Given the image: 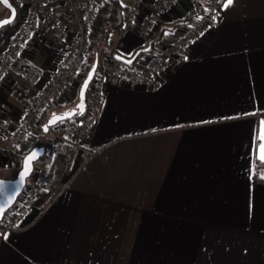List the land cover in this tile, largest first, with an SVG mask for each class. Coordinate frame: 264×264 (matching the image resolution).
<instances>
[{
  "label": "crops",
  "instance_id": "crops-1",
  "mask_svg": "<svg viewBox=\"0 0 264 264\" xmlns=\"http://www.w3.org/2000/svg\"><path fill=\"white\" fill-rule=\"evenodd\" d=\"M154 1L146 0L123 36L108 39V48L127 57L146 49L134 62L138 70L181 35L186 25L177 22L195 7V0H176L144 37L138 29ZM224 2L156 84L108 79L86 143L97 152L83 163V150L72 148L68 186L47 180L19 227L0 234V264H264V0H234L226 9ZM19 3L16 24L0 33V53L28 10ZM110 10L111 0H103L93 47ZM67 43L40 26L31 33L0 83V117L12 130L25 97L45 87ZM29 67L39 71L36 80L27 77ZM78 99L73 89L52 111ZM37 138L28 133L23 157ZM0 145H9L1 131ZM21 167L0 152L1 177H15Z\"/></svg>",
  "mask_w": 264,
  "mask_h": 264
},
{
  "label": "built area",
  "instance_id": "built-area-1",
  "mask_svg": "<svg viewBox=\"0 0 264 264\" xmlns=\"http://www.w3.org/2000/svg\"><path fill=\"white\" fill-rule=\"evenodd\" d=\"M176 0H155L151 4V13L139 26V33L146 37L155 23V15L169 9ZM28 5L25 17L16 27L15 34L2 48L0 53V83L3 82L17 60L21 50L28 43L31 33L40 26L44 34L55 42L68 39L58 69L53 71L49 81L36 93L25 97V113L20 125L12 130L7 119L0 117V131L9 135V145L1 146L0 152L13 155L15 160L23 163L21 147L29 132L41 134L44 119L54 111L53 107L65 94L73 89L79 95L93 51L91 32L94 29L96 15L103 0H20ZM128 10L124 23L115 30V35L123 36L130 27L134 14L145 4L146 0H128ZM222 0H205L203 10L186 25L184 31L170 41L160 52L155 54L149 65L141 70L123 63L112 48L102 51L100 60L87 91V117H75L60 121L47 132L50 143L46 152L50 155L47 165L35 164L36 173L33 184L25 185L16 203L0 221V234L19 227L21 218L29 210L33 200L50 180L58 189L68 186L74 172L72 169V148L83 150V163L94 156L97 149L87 146L92 126L99 116L104 99L107 81L112 76L125 77L129 80H144L156 84V75L173 58L182 57L186 48L216 19ZM50 113V114H49ZM49 114V115H48ZM63 147L59 146V142ZM261 163H255L258 175Z\"/></svg>",
  "mask_w": 264,
  "mask_h": 264
},
{
  "label": "water",
  "instance_id": "water-1",
  "mask_svg": "<svg viewBox=\"0 0 264 264\" xmlns=\"http://www.w3.org/2000/svg\"><path fill=\"white\" fill-rule=\"evenodd\" d=\"M0 2L7 7L10 10V14L7 16H4L0 18V30H2L5 26L10 25L15 21L18 15V8L17 6L11 1L7 0V3L4 2V0H0ZM13 10H14V15H13ZM8 20L10 21L7 24L2 23L3 21ZM141 50H138L133 57H127L125 55L117 53V56L120 60L125 61V62H132L135 60ZM99 60L96 59L95 62L93 63L92 67L88 71L86 77L84 78L80 91H79V100L75 104V106L71 108H67L63 111H54L47 121L43 123L42 128L45 133L49 132L50 128L60 121L67 120L73 117H81L85 114L87 110V91L89 89L90 83L92 79L95 76V72L98 66ZM87 81V86L84 87L85 82ZM83 97V99H82ZM83 104V108L81 109L79 105ZM54 115L56 117H62V119H58L53 121ZM47 128V130H45ZM32 153H36L35 158L30 162L29 168L30 170L27 172V175H24L23 179H21V176L23 173H25V161L26 157L30 156ZM46 153V147L44 145H34L24 156L22 167L19 169L17 175L12 178H7V177H1L0 176V206L3 207V212H0V221L3 219L5 213L13 207V205L16 203L19 195L23 191L25 185L27 184L28 178L32 175L34 166L37 163V161L44 156Z\"/></svg>",
  "mask_w": 264,
  "mask_h": 264
},
{
  "label": "trees",
  "instance_id": "trees-1",
  "mask_svg": "<svg viewBox=\"0 0 264 264\" xmlns=\"http://www.w3.org/2000/svg\"><path fill=\"white\" fill-rule=\"evenodd\" d=\"M11 1L17 6V8H19V4H18L17 0H11ZM127 10H128V4L125 3L123 0H111V10H110V12L108 14L107 21H106L105 25L100 29L99 35H98V37L95 40L93 51H92V53L90 55V63H89L88 69L86 71V75H87L88 71L90 70V68L92 67V65L95 62V60L96 59L100 60V56H101L102 51L104 49L108 48V39H109V37H111L115 33V30L124 23V19H125ZM202 10H203V5H202L201 0H195V7L191 11V13H189L184 19H182L181 21H178L177 23L178 24L179 23L180 24L184 23L185 25L191 23L195 19V17H197L199 15V13ZM1 31L2 30H0V33H1ZM162 34H163V30H160L159 35H157L156 37H154V39H152V44H154V42L156 40L161 38ZM151 49H153V46L151 47ZM138 50H141L140 53H139V55H140L146 49L140 48ZM135 53L130 55L129 57H133L135 55ZM135 60H133L132 62L123 61V63L128 64L130 66H134ZM86 75H85V77H86ZM38 76H39V71L36 68H34V67H29L28 68L27 77L30 80H36ZM74 106H75V104H74ZM61 111H63V110H61ZM89 114H90V111L87 108L85 114L83 116H81V117L82 118L83 117H87V116H89ZM49 116H47L44 119L43 123H45L47 121ZM41 130H43L42 127H41ZM49 143H50V139H49L47 133H45L43 131V132H41L40 136L37 138L36 143L34 145H44L45 147H47V145ZM59 146L60 147L64 146L61 141L59 142ZM32 147H30L29 150ZM49 162H50V155H49V153L46 152L45 155L42 156L37 161V164L47 165V164H49Z\"/></svg>",
  "mask_w": 264,
  "mask_h": 264
},
{
  "label": "snow or ice",
  "instance_id": "snow-or-ice-1",
  "mask_svg": "<svg viewBox=\"0 0 264 264\" xmlns=\"http://www.w3.org/2000/svg\"><path fill=\"white\" fill-rule=\"evenodd\" d=\"M4 2L7 3V0H4ZM233 3H234V0H225L223 7L226 9L229 6H231ZM14 14L15 13H14V10H13V15ZM9 22L10 21L5 20L2 23L7 24ZM86 86H87V81L85 82L84 87H86ZM82 99H83V97H82ZM79 107L82 109L83 108V104L81 103V105H79ZM58 119H62V117H56L54 115L53 121H50V123L54 122L55 120H58ZM262 123H264V121H262ZM45 130H47V128H45ZM261 141H262V143H260V145H259V156H258V159H259V161L261 163H264V136H261ZM35 156H36V153H32L30 156L26 157L25 173L22 174L21 179H23L24 175H27V172L30 170V168H29L30 162L35 158ZM256 174L257 173L253 172V175H256ZM259 175H260L261 179H264V173H260ZM0 212H3V207L2 206H0Z\"/></svg>",
  "mask_w": 264,
  "mask_h": 264
},
{
  "label": "rangeland",
  "instance_id": "rangeland-1",
  "mask_svg": "<svg viewBox=\"0 0 264 264\" xmlns=\"http://www.w3.org/2000/svg\"><path fill=\"white\" fill-rule=\"evenodd\" d=\"M18 1V4H19V6H20V0H17ZM10 14V10L7 8V7H5L1 2H0V18H2V17H4V16H7V15H9ZM17 20H18V17L15 19V21L13 22V23H11L10 25H12V24H16V22H17ZM5 27H7V26H5ZM4 27V28H5ZM3 28V29H4ZM79 100V99H78ZM78 102V101H77ZM74 106V105H73ZM73 118H75V117H73ZM41 128V127H40ZM38 137L40 136V134H38L37 135ZM11 172H14V170H10ZM35 176H36V173H32V175L28 178V184H27V188H26V190H25V192H27L28 191V187H30L32 184H33V179L35 178Z\"/></svg>",
  "mask_w": 264,
  "mask_h": 264
}]
</instances>
